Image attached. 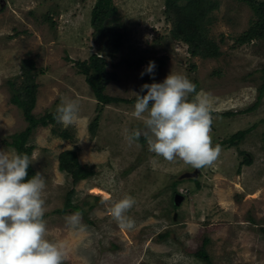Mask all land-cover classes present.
<instances>
[{"label":"rangeland","instance_id":"rangeland-1","mask_svg":"<svg viewBox=\"0 0 264 264\" xmlns=\"http://www.w3.org/2000/svg\"><path fill=\"white\" fill-rule=\"evenodd\" d=\"M3 1L0 151H12L2 141L27 126L21 111L9 103L7 83L19 82L22 60H33L38 74L35 116L56 113L62 102L79 105L77 125L64 128L56 121L53 126L37 128L29 139L31 166L46 180L42 194L46 239L65 245L63 264H204L193 255L204 239L212 264H264V94L252 112L240 114L257 102L264 39L243 45L236 42L254 19L250 9L234 0L219 1L211 14L209 35L222 55L202 59L191 58L186 45L170 39L164 0H113L124 39L120 53L106 58V70L114 69L118 76L106 87V95L126 101L141 95L145 69L135 67L134 62L164 59L151 83L163 82L171 72L186 76L197 92L209 94L213 146L238 131L249 130L236 146H221L212 166L199 168L194 179L180 180L182 174L196 168L150 152L146 139L129 144L126 136L143 127L142 120L132 115L134 104L100 106L77 73L74 63L87 61L95 53L90 27L95 0ZM45 14L53 23L44 20ZM127 61L134 66L129 67ZM226 112L234 115H221ZM94 119L97 127L92 133L89 128ZM53 128L68 137L55 136ZM66 150L75 151L79 165L91 168L94 175L72 185L58 170V155ZM243 157L251 164L243 165ZM174 189L184 196L175 209ZM71 190V204L84 212L82 228L66 223V217L74 213L71 210L55 213ZM125 196L136 201L126 213L135 221L132 229L120 227L110 212ZM165 233L168 235L161 239Z\"/></svg>","mask_w":264,"mask_h":264},{"label":"clouds","instance_id":"clouds-1","mask_svg":"<svg viewBox=\"0 0 264 264\" xmlns=\"http://www.w3.org/2000/svg\"><path fill=\"white\" fill-rule=\"evenodd\" d=\"M155 67V62L150 61L141 76L145 72L154 76ZM144 90L147 91L143 96L135 94L132 113L142 120L143 127L126 136L128 143L144 137L149 151L168 162L178 158L196 169L212 166L222 149L219 144H212L209 94L197 92L196 85L186 76L171 72L163 82L143 84L141 92ZM55 119L64 128L77 125L81 119L78 103L62 102ZM33 161L27 153L0 151V264H63L66 259L65 245L46 239L42 196L46 180L39 172L28 178ZM135 203L132 196H125L110 209L120 227L135 226V221L126 215ZM81 216L74 212L66 217V223L82 228Z\"/></svg>","mask_w":264,"mask_h":264},{"label":"trees","instance_id":"trees-1","mask_svg":"<svg viewBox=\"0 0 264 264\" xmlns=\"http://www.w3.org/2000/svg\"><path fill=\"white\" fill-rule=\"evenodd\" d=\"M219 1L220 0H164L163 16L165 22L170 25V39L186 45L187 52L191 58L218 59L222 55L219 45L209 35V27L212 24L211 14L214 10L218 9ZM234 1L246 5L254 16L248 29L236 39L237 44L243 45L255 40H263L264 1ZM2 11L3 9H0V12ZM44 20L53 23L49 14L44 15ZM118 21V8L113 0H95L90 12V27L92 28L91 37L95 47V53L91 54L87 61L74 63V66L77 68V73L84 77L86 84L92 91L94 99L100 106L118 104L120 102L135 104L136 102V97L126 101L105 94L106 87L118 78L114 69L110 71L106 70V58L113 59L120 53L124 39L123 33L120 32L121 24L118 23ZM66 60L68 59L66 58ZM150 61H154L156 67L154 69V76L145 72L147 84H150L153 78L159 74V71L165 64V60L139 58L134 62L135 67L143 66L144 69H146ZM127 62L129 63V67L134 66L130 64V61ZM20 72L21 74L18 76L19 82H15L16 84L12 83V81L7 82L11 92L9 103L21 111L27 126L23 131L11 135L9 140H3L2 143L15 150L17 153H27L31 157L33 146L29 144L30 136L39 127L53 126L56 123V113L47 112L42 116H35L32 113L35 107L36 91L38 89L35 82L38 74L35 73L33 60H22ZM146 91L147 90H144L141 96L145 95ZM193 94L190 95V100L194 97ZM263 94L264 69L262 70V84L258 89L257 102H255L253 107L243 110L240 114L252 112L258 105ZM151 103L152 102H150V106ZM221 115L233 116L234 113L226 112ZM96 127L97 119H94L89 129L94 133ZM248 132L249 130L238 131L227 141L218 144L227 148L236 146L244 139ZM52 133L62 139L68 137L66 133H59L54 128L52 129ZM139 141L144 142L145 138L141 137ZM57 160L58 170L71 179L72 185L94 175L91 168L79 165L75 151H62L58 155ZM242 163L247 166L251 164L247 157H243ZM35 174L36 171L30 164L28 168V178L30 179ZM177 183L179 182H176V184ZM173 188H175V186ZM72 194L73 190L67 195L63 207L56 210L55 213L64 214L71 210L72 212L84 214L80 206L71 204ZM175 194H177V191L174 189L173 195ZM172 208L175 209L176 207L173 206ZM261 232L264 233V230L262 229ZM167 235L168 234L165 233L161 235L160 238L163 239ZM207 243L208 241L204 239L201 247L193 255L204 264H212L205 250Z\"/></svg>","mask_w":264,"mask_h":264},{"label":"water","instance_id":"water-1","mask_svg":"<svg viewBox=\"0 0 264 264\" xmlns=\"http://www.w3.org/2000/svg\"><path fill=\"white\" fill-rule=\"evenodd\" d=\"M4 5H5V2L3 0H0V8H2ZM197 173H199V170L195 169L192 173L182 174L180 177V180L185 179V178H191V179L193 178L194 179L197 176ZM183 199H184L183 195L175 194L173 197V205L175 207H178ZM174 218H175V214H174Z\"/></svg>","mask_w":264,"mask_h":264}]
</instances>
